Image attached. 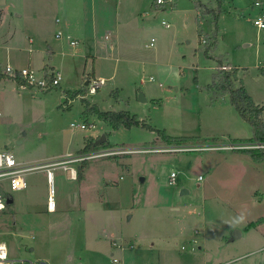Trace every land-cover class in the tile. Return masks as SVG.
Listing matches in <instances>:
<instances>
[{"label": "rangeland", "instance_id": "1", "mask_svg": "<svg viewBox=\"0 0 264 264\" xmlns=\"http://www.w3.org/2000/svg\"><path fill=\"white\" fill-rule=\"evenodd\" d=\"M115 1L15 0L11 15L21 12V20L0 25V150L25 167L76 156L92 131L69 123L93 124L108 146L87 152L102 155L85 160L82 184L52 168L55 212L46 211L43 169L26 172L22 190L3 184L11 202L0 212V241L8 256L20 260L14 264H264V161L214 148L250 142L252 132L229 94L208 88L219 59L226 71L235 69L233 87L242 85L263 106L264 125V28L253 25L252 0H119L117 8ZM62 19L74 46L64 38ZM115 21L113 51L91 58L87 38L103 39ZM54 42L65 54L56 57L78 62V74L65 72L46 91H19L2 74L6 63L27 66V47ZM92 68L105 83L88 95L80 90ZM80 98L98 111L127 110L147 127L112 128ZM156 129L189 140L167 144ZM79 163L66 166L77 172ZM78 190L89 215L69 203L61 208ZM234 230L239 237L229 241ZM109 234L119 238L109 240L118 243L111 248L116 262L94 244H105Z\"/></svg>", "mask_w": 264, "mask_h": 264}, {"label": "built area", "instance_id": "2", "mask_svg": "<svg viewBox=\"0 0 264 264\" xmlns=\"http://www.w3.org/2000/svg\"><path fill=\"white\" fill-rule=\"evenodd\" d=\"M156 4H162L164 0H154ZM256 14L253 16V25L257 29L264 28V0L257 1L254 3ZM161 25H166L165 22H161ZM203 43V39L200 40ZM73 42H71L72 44ZM153 39L149 40L147 46H152ZM261 62H264V58L261 59ZM221 70H229L227 65H221L219 67ZM15 73H17L21 79H23L29 85L34 87L46 90L49 89L51 86H55L58 84L59 81V74L55 71H51L47 73V78H40L35 79L34 73L29 68H19L13 69L9 66H4L2 70V74L8 77H12ZM104 80L102 78H91L86 80V84L84 85V89H86V93L88 95H92L96 92V90L102 86ZM72 125V124H71ZM80 129H88L92 127V124L89 123H80L75 125ZM217 149H226V150H243V149H264V141L262 142H247L244 144H236V143H229L214 147ZM102 154L96 153H81L73 157L66 158L62 161H53L47 164H42L35 167H25L21 164L17 163L13 158L12 154L6 150H0V212L4 210L5 207V199H7V195L3 190V184L7 185L10 190H22L26 187V182L24 179V175L26 172L34 169L39 168L45 171V178H46V211L52 212L54 210V187L52 184V168L55 166H60L66 172V176L70 180H76L77 172L76 168L71 166H66L68 163H79L83 160L95 158ZM175 173L170 172L167 177V183L172 184L174 182ZM197 180H201L202 176L198 175ZM108 182L107 179L104 180ZM113 245H116L113 243ZM15 261L11 257L8 256L6 246L3 242L0 241V264H14ZM112 261H116V259H112Z\"/></svg>", "mask_w": 264, "mask_h": 264}, {"label": "crops", "instance_id": "3", "mask_svg": "<svg viewBox=\"0 0 264 264\" xmlns=\"http://www.w3.org/2000/svg\"><path fill=\"white\" fill-rule=\"evenodd\" d=\"M14 1L15 0H0V25L7 18L10 19V17H12V19L14 21L21 20V18H22L21 12L20 13L13 12V15H11V11L12 10L17 11L16 3ZM257 1H261V0H252L248 5H250V7L255 8L254 3L257 2ZM81 2H82V8H83V6L85 7V2L84 1H81ZM119 4H120L119 0H116L115 4H114L115 8H117V6ZM255 14H256V9L254 10L252 15L254 16ZM38 19H41V18L38 17ZM53 21L55 23L58 22V20L56 18ZM62 22H61V27L63 28L64 32L66 33L64 38H65V40H68V43L71 46H74L75 40H72L71 37L69 36V34H67V31H66V30H70L69 27H68V24H67L66 21H63V19H62ZM116 26H118V21H115V23H114V25L112 27L113 30L106 31V33L103 36V39H96V41H93V40H89L87 38V42L88 43L89 42L92 43V45H91V47H92L91 58L95 59V57L96 58L98 57V58L105 59V58H107V55H105L103 53H106L108 51V54H110V52L113 51V48H114L113 43H115V41H116ZM94 32L96 33V31H94ZM76 33H77V31H76ZM61 35H62V33L60 31H56V33H54V37L55 38H59ZM91 39H92V37H91ZM28 41L30 43L31 39L28 38ZM105 41H109V42H105ZM71 42H73V43L71 44ZM196 43H198V42H196ZM53 44H54L53 48H52L51 45L50 46H46V47L36 46V47H34L32 49L30 47H27L26 51L29 53L28 54L27 66L18 67V66L12 65L11 63L10 64L6 63L5 66L7 65V66H9V67H11L13 69H19V68H24V67L29 68V69H31L33 71L35 79H40L42 77L46 78L47 73L56 70L55 72H57L59 74L58 84L60 83V81H64V79H65V74L64 73L65 72H68L69 70H72V72L75 71V73L78 74L79 73V69H80L78 64H77L78 62H75L74 59H71L70 56L66 57L65 61H63V59H60V58L56 57L57 54H59L61 57H64L65 54L63 55L60 51L59 52L57 51V50H59L58 46H60L59 42H54ZM88 54H90V53H88ZM86 55H87V53H86ZM91 63L93 64V60H91ZM83 66H84V64H83ZM36 70H41L40 75H36ZM44 72H45L46 76H45ZM85 77H86V79H91V77L92 78L93 77L102 78V76H100L98 74L95 76L94 68H92V71H91L90 75H86ZM102 79H104V78H102ZM6 80H8V79H6ZM85 81L86 80H84V82ZM0 82H1V80H0ZM84 82L82 83V89L80 90L82 92L85 90L83 88ZM12 83L17 84L14 81H12ZM104 83H105V79H104ZM66 86H68V85H66ZM17 87H18L19 91H23V90H26L28 88V87H25L23 85H18V84H17ZM30 87H33V88H35L36 90H39V91H46L47 90V89L43 90V89L34 87L32 85ZM63 101H64V99H61L60 102H63ZM253 103L257 104L255 102H253ZM107 110L119 111V110H112V109H107ZM121 110H123V109H121ZM75 125H77V124L69 123V127L72 130L77 129V130H80V131H92L91 135L88 137L90 139L94 140V139H96L99 136L98 132L94 131V129H93L94 125L93 124H92V127L88 128V129H80L79 127H77ZM88 138H82V146L84 145L85 140L88 139ZM236 139H239V138H236ZM85 169H87V168H85ZM84 177H85V173L82 172V178L80 180H78L79 184L80 183L82 184L84 182ZM45 182H46V178H45ZM196 186H198V184H196ZM79 193H80V191L78 190V193H76L72 198L64 201L62 203V205H61V208L64 209V206L69 203L70 207H72L71 209H75V210L81 211L83 215H89L88 209L85 208V205H83V200H82L81 196L79 195ZM97 205H100L99 201H97ZM55 211H56V205L54 204V210L52 212H55ZM100 212L101 211L99 210V213ZM92 231L98 232V230L96 228H92ZM93 235H98V233H93ZM240 236H241V233H240ZM114 238L119 239L117 236L113 237V236H111L109 234V235H106V237H105V239H106L105 244L102 243V242H98V241H97V243H95V241H94V244H96V246L101 249V251H100L101 253L105 252V254H108V256L111 257V260L112 259H116V261H117V258L114 257V253L111 251L113 249H111V248L112 247H116L118 245V243H116V245H114V246L113 245L111 246L110 243H109V240L110 239H114ZM180 248L182 249V246ZM197 248L199 249L200 246L197 245ZM120 249H121V247H120ZM116 261H113V262H116Z\"/></svg>", "mask_w": 264, "mask_h": 264}, {"label": "trees", "instance_id": "4", "mask_svg": "<svg viewBox=\"0 0 264 264\" xmlns=\"http://www.w3.org/2000/svg\"><path fill=\"white\" fill-rule=\"evenodd\" d=\"M211 43H214V38L211 40ZM220 60H216V68L215 72L211 76V82L208 85L209 89L214 91V94L217 90L220 92H227L229 94L230 102L235 107L237 112L242 118L247 121L251 127V137L249 138L250 142H262L264 141V125L261 122L259 116L263 106H259L254 104L251 98L246 94L242 85L234 88L232 84V80L235 79V69H231L230 71H224L220 68ZM45 74V72H44ZM1 76V74H0ZM46 76V74H45ZM5 78H10L15 81L18 85H23L25 87H30L28 83H26L21 77L15 73L12 77L5 76ZM47 78V76H46ZM81 103H83L86 111L94 112L102 121L107 122L112 128H117L118 126L130 127L141 126L147 127L143 120H139L135 114H130L127 110H119V111H98L94 106L90 107L88 103L81 98ZM148 129L150 127L148 126ZM157 135L166 142L167 144H180L189 140L188 137H176L171 138L162 133L160 130H155ZM191 140V139H190ZM93 139H86L82 148L78 150V154L90 152L93 147ZM101 147H108L106 145V141L100 143ZM235 151H244L246 152L252 161H264V150L263 149H243V150H235ZM85 165V160L81 161L77 167V179L80 180L82 178V170ZM262 219L258 218L255 222H250L248 226H253L255 223L260 222Z\"/></svg>", "mask_w": 264, "mask_h": 264}, {"label": "water", "instance_id": "5", "mask_svg": "<svg viewBox=\"0 0 264 264\" xmlns=\"http://www.w3.org/2000/svg\"><path fill=\"white\" fill-rule=\"evenodd\" d=\"M86 84V81L84 82V85ZM139 98L140 100L143 101V98L141 97V94H139ZM105 140V135L104 134H101L99 135L96 139H94L93 141V145L96 146V145H99L101 142H103ZM183 192V189L180 191V194ZM11 200L9 198L5 199V203L8 204L10 203ZM239 237V233L237 231H233L232 233V236L228 239L229 241H231L232 239L234 238H237Z\"/></svg>", "mask_w": 264, "mask_h": 264}]
</instances>
